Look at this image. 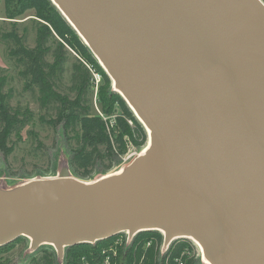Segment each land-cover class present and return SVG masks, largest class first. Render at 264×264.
Listing matches in <instances>:
<instances>
[{
  "label": "water",
  "instance_id": "95a60500",
  "mask_svg": "<svg viewBox=\"0 0 264 264\" xmlns=\"http://www.w3.org/2000/svg\"><path fill=\"white\" fill-rule=\"evenodd\" d=\"M147 135L119 171L0 185V246L192 239L208 264H264L263 0H50Z\"/></svg>",
  "mask_w": 264,
  "mask_h": 264
},
{
  "label": "rangeland",
  "instance_id": "374dc122",
  "mask_svg": "<svg viewBox=\"0 0 264 264\" xmlns=\"http://www.w3.org/2000/svg\"><path fill=\"white\" fill-rule=\"evenodd\" d=\"M33 14V10H27L15 18H7L3 0H0L1 91L6 94L7 106L18 111L21 118L20 123L8 136L6 145L10 147V151L4 153L0 150V185L12 187L29 179L55 176L64 166L68 167L72 176L85 181H92L119 171L143 151L146 141L144 145L137 146L127 140L123 154L109 156L105 153L104 157L95 161L88 175L82 177L71 164L73 154L79 149V125L77 122L71 124L65 121L57 110L61 108L60 100L68 101L70 105L88 110L90 114L98 115L113 124L114 116L120 113V109L114 102L117 92L113 90L111 80L108 85L102 83V79L98 83L90 82L75 53L67 46L59 45L53 37L44 33L42 48L46 60L50 64L56 61L60 67L55 77H47L50 90L58 96L55 95L58 99L57 103L41 107L38 101V87H25V82L28 80V77L22 75L25 64L11 54L13 41L9 34L20 36L25 46L33 48L36 45L37 31L43 24ZM97 65L102 72H105L98 61ZM153 234L144 236L148 238L146 240L154 241ZM120 238L122 241L119 240ZM124 239L125 233H119L104 247L105 250L111 248L115 251L113 256L117 262L126 261L132 252L130 243H126ZM180 240H185L193 248L191 253L193 264H206L199 256L192 240L175 239L174 242ZM159 247L156 259L145 264L161 263L162 255L166 250H161V245ZM132 255L130 264L135 262V255ZM65 256L66 248L60 262L55 249L49 244H42L30 251L29 240L23 236L10 245L0 248V264H64Z\"/></svg>",
  "mask_w": 264,
  "mask_h": 264
},
{
  "label": "trees",
  "instance_id": "16d2710c",
  "mask_svg": "<svg viewBox=\"0 0 264 264\" xmlns=\"http://www.w3.org/2000/svg\"><path fill=\"white\" fill-rule=\"evenodd\" d=\"M3 5L7 18L12 19L27 10H33V15L43 23L37 31L36 45L33 48L25 46L20 36L14 33L9 34L13 41L11 54L25 64L22 71V75L28 77L25 87H38V101L41 107L57 103L58 99L55 98L57 94L50 90L47 77H55L58 70H60L59 63L54 61L50 64L46 60L42 48L44 33L53 37L59 45H65L75 53L79 64L89 76L90 82H92V75L86 64L92 66L100 74L102 83L110 84L109 77L98 68L97 61L88 47L50 0H3ZM5 99L6 94L1 91L0 83V150L7 153L10 151V147L6 145L8 136L20 123L21 118L18 111L7 106ZM59 102L61 108H57V110H59V114L64 117L65 121L71 124L77 122L79 125V149L73 154L71 164L78 171V175L82 177L88 175L95 161L100 157H104L105 153L109 156L123 154L126 150L127 140L141 146L144 145L147 139L144 127L118 93L115 94L114 102L119 106L120 113L114 116L113 124L98 115L90 114L88 110H81L77 106L70 105L68 101L60 100ZM151 232L146 233L143 231L135 235L130 244L132 252H129L131 255L126 258V261L120 260L117 262L115 256L110 253L108 264H116V262L117 264H130L132 254L135 255L134 264H145L147 261H154L161 243V234ZM146 234L154 235V241L148 246H145V241L148 239L144 236ZM114 237L115 235L92 244L80 243L67 247L64 264H103V259L107 253L102 252V249ZM12 242L0 246V248L8 246ZM190 247L185 240L173 241L162 255L160 264H177L176 258L181 255L184 248L189 250ZM182 258L185 264H193L192 256L184 253Z\"/></svg>",
  "mask_w": 264,
  "mask_h": 264
},
{
  "label": "built area",
  "instance_id": "2783aa9c",
  "mask_svg": "<svg viewBox=\"0 0 264 264\" xmlns=\"http://www.w3.org/2000/svg\"><path fill=\"white\" fill-rule=\"evenodd\" d=\"M86 66H87V68H88V70L91 72V75H92V81L93 82H95V83H98L99 81H100V79H101V77H100V74H98L93 68H92V66H90V65H88V64H86ZM125 233V239H124V241L126 242V243H130L131 244V242L133 241V239H134V237H135V235L133 236V237H128V235H127V232H124ZM120 241H122V238H120L119 239ZM151 242H153L152 240H146L145 241V246H148ZM172 244V243H171ZM170 244V245H171ZM160 245H161V250H163L162 249V242L160 243ZM159 245V246H160ZM160 248V247H159ZM167 250V249H166ZM165 251V250H164ZM102 252H106L107 254L105 255V257H104V259H103V264H108L109 263V255H110V253H111V255H114L115 254V251L114 250H112L111 248H108V249H106L105 250V248H103L102 249ZM197 252H198V249H197ZM187 254L188 256H192V254L191 253H193V248L191 247V251L190 250H187V248H184V250L181 252V255L179 256V257H177L176 258V263L177 264H185V261H184V259L182 258V255L183 254Z\"/></svg>",
  "mask_w": 264,
  "mask_h": 264
},
{
  "label": "bare ground",
  "instance_id": "6f19581e",
  "mask_svg": "<svg viewBox=\"0 0 264 264\" xmlns=\"http://www.w3.org/2000/svg\"><path fill=\"white\" fill-rule=\"evenodd\" d=\"M100 64V63H99ZM101 65V64H100ZM145 147V146H144ZM144 147H143V149H144ZM190 240H192V239H190ZM192 242L194 243V245L196 246V248L198 249V253H199V256L201 257V249H200V246H199V244L196 242V241H194V240H192ZM203 259V258H202ZM203 261L206 263V264H208L204 259H203Z\"/></svg>",
  "mask_w": 264,
  "mask_h": 264
}]
</instances>
